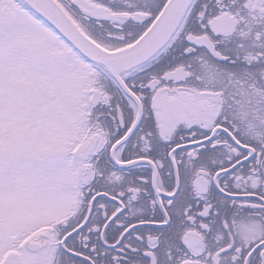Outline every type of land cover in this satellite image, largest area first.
<instances>
[{"label":"snow or ice","instance_id":"obj_1","mask_svg":"<svg viewBox=\"0 0 264 264\" xmlns=\"http://www.w3.org/2000/svg\"><path fill=\"white\" fill-rule=\"evenodd\" d=\"M0 264H264V0H0Z\"/></svg>","mask_w":264,"mask_h":264}]
</instances>
